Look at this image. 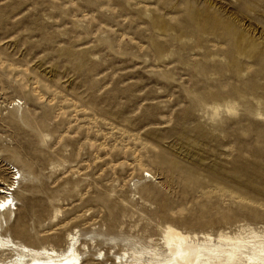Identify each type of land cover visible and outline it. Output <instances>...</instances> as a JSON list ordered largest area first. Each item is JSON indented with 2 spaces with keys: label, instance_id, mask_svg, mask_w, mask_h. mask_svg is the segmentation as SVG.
I'll list each match as a JSON object with an SVG mask.
<instances>
[{
  "label": "rangeland",
  "instance_id": "374dc122",
  "mask_svg": "<svg viewBox=\"0 0 264 264\" xmlns=\"http://www.w3.org/2000/svg\"><path fill=\"white\" fill-rule=\"evenodd\" d=\"M10 167L9 232L54 253L264 229V0H0Z\"/></svg>",
  "mask_w": 264,
  "mask_h": 264
},
{
  "label": "bare ground",
  "instance_id": "6f19581e",
  "mask_svg": "<svg viewBox=\"0 0 264 264\" xmlns=\"http://www.w3.org/2000/svg\"><path fill=\"white\" fill-rule=\"evenodd\" d=\"M10 168L12 180L0 185V264H104L112 251L115 259L112 258L111 264H264V229L250 225L237 232L221 230L214 235L185 231L168 224L160 239L132 236L101 239V235L95 237V234L84 241L77 230L68 234L69 249L63 253H54L56 245L53 244L27 243L14 237L8 229L13 217H17L14 193L26 177L20 169ZM146 176L151 177V173L146 172ZM121 242L123 246L117 250ZM79 243L88 252L78 249ZM102 244L109 245L110 249L99 248L92 253L91 248ZM84 254L92 257L84 260ZM95 255L103 259H95Z\"/></svg>",
  "mask_w": 264,
  "mask_h": 264
}]
</instances>
